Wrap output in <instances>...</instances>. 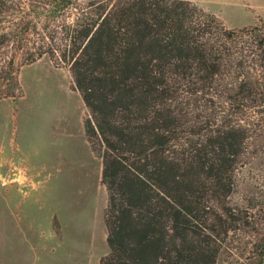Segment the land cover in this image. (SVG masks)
I'll return each instance as SVG.
<instances>
[{"label":"trees","instance_id":"1","mask_svg":"<svg viewBox=\"0 0 264 264\" xmlns=\"http://www.w3.org/2000/svg\"><path fill=\"white\" fill-rule=\"evenodd\" d=\"M88 2L57 27L103 163L101 264H263L264 204L232 196L240 167L264 171V24L228 27L191 0ZM66 5L0 0L1 41L24 42ZM9 64L0 77L16 97Z\"/></svg>","mask_w":264,"mask_h":264},{"label":"rangeland","instance_id":"2","mask_svg":"<svg viewBox=\"0 0 264 264\" xmlns=\"http://www.w3.org/2000/svg\"><path fill=\"white\" fill-rule=\"evenodd\" d=\"M191 1L228 27L264 24V0ZM62 3L57 20L45 19L24 42L0 38V69L13 60L20 85L16 97L6 96L0 77V264H101L109 253L103 163L85 133L89 111L60 58L66 33L57 27L72 24L89 2ZM259 161L238 169L233 201L256 194L264 204Z\"/></svg>","mask_w":264,"mask_h":264},{"label":"crops","instance_id":"3","mask_svg":"<svg viewBox=\"0 0 264 264\" xmlns=\"http://www.w3.org/2000/svg\"><path fill=\"white\" fill-rule=\"evenodd\" d=\"M24 171V170H23ZM28 178V175H26V173H22L20 176H19V179H21V181H24V180H26ZM18 179V178H17ZM1 198L2 199H5L6 198V196H5V194H1Z\"/></svg>","mask_w":264,"mask_h":264},{"label":"water","instance_id":"4","mask_svg":"<svg viewBox=\"0 0 264 264\" xmlns=\"http://www.w3.org/2000/svg\"><path fill=\"white\" fill-rule=\"evenodd\" d=\"M60 1H62V2H67V1H69V0H60Z\"/></svg>","mask_w":264,"mask_h":264}]
</instances>
